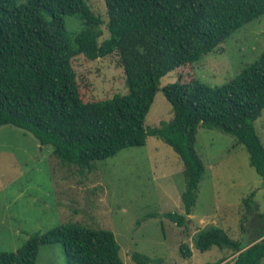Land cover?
Listing matches in <instances>:
<instances>
[{
	"label": "trees",
	"instance_id": "obj_1",
	"mask_svg": "<svg viewBox=\"0 0 264 264\" xmlns=\"http://www.w3.org/2000/svg\"><path fill=\"white\" fill-rule=\"evenodd\" d=\"M108 37L98 41L103 19L86 0H0V125L31 132L50 145L62 163L83 173L97 160L129 146H141L148 135L170 145L183 164L181 212L163 213L177 226L191 214L197 186L205 172L195 147L199 126L215 128L245 146L249 163L264 178V143L255 120L264 108V48L234 77L220 85L180 79L161 89L173 115L147 128L145 117L160 78L194 65L236 29L264 13V0H104ZM76 15L81 27L69 30L65 16ZM116 52L127 91L85 100L72 60ZM180 66V67H179ZM177 71V70H176ZM184 77V76H183ZM255 191L241 199L240 227L234 238L211 224L198 229L194 246L228 249L230 264H264V210L253 209ZM159 213H151L156 216ZM252 220L250 229L244 226ZM59 242L67 264H123L114 233L78 223H60L28 237L15 250H0V264H35L42 244ZM183 257L192 251L181 242ZM137 264L149 257L133 252ZM220 257L206 264H224Z\"/></svg>",
	"mask_w": 264,
	"mask_h": 264
},
{
	"label": "rangeland",
	"instance_id": "obj_2",
	"mask_svg": "<svg viewBox=\"0 0 264 264\" xmlns=\"http://www.w3.org/2000/svg\"><path fill=\"white\" fill-rule=\"evenodd\" d=\"M86 1L104 21L98 37L101 41L109 35L104 0ZM64 18L69 30L82 25L76 15ZM263 48L264 13L236 29L194 65L163 75L145 126H156L173 115L161 89L165 84L180 77L187 81L195 74L205 83L220 85L253 61ZM72 64L85 100L127 91L116 52L93 60L77 55ZM254 123L264 143V108ZM195 147L205 172L191 214L184 225L177 226L163 213L183 210V164L163 140L148 135L144 145L122 148L80 173L74 165L62 163L53 155L52 147L41 145L31 132L12 124L0 125V250H15L32 234L57 224L78 223L111 230L123 264H137L131 257L135 251L148 256L149 264H206L222 256L226 257L223 263L230 264V250L212 246L201 251L194 246L193 236L198 229L215 224L234 238L242 237L241 199L254 190L253 209L263 211L264 178L250 165L245 146L236 144L228 133L199 126ZM243 224L250 229L251 218ZM181 242L190 246V256L180 254ZM35 264H67L62 244L40 245Z\"/></svg>",
	"mask_w": 264,
	"mask_h": 264
}]
</instances>
